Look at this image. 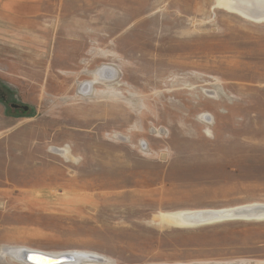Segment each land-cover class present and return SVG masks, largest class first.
<instances>
[{"label":"rangeland","instance_id":"374dc122","mask_svg":"<svg viewBox=\"0 0 264 264\" xmlns=\"http://www.w3.org/2000/svg\"><path fill=\"white\" fill-rule=\"evenodd\" d=\"M222 2L0 0V264H264V220L166 219L264 205V19Z\"/></svg>","mask_w":264,"mask_h":264},{"label":"bare ground","instance_id":"6f19581e","mask_svg":"<svg viewBox=\"0 0 264 264\" xmlns=\"http://www.w3.org/2000/svg\"><path fill=\"white\" fill-rule=\"evenodd\" d=\"M222 5L224 8H226L227 10L231 12L238 13L245 17L255 19L256 21L264 19V0H223ZM99 81H103V80L102 78L100 80V77L99 78L97 77L95 81L93 82V84L98 83ZM245 208L254 209L253 206H247ZM238 212L239 211H235V210L212 211V212H187L183 214L167 216L166 219L170 222L184 225L187 228L194 227V226H200V225L203 226V224L207 225V223L212 224L213 222L222 220L224 218H228L230 220L232 219V220H247V221L264 220V214H258V213H255L253 215V216H256L255 217L256 219L254 218L252 219L244 218L243 219V218H235V217L233 218V216L237 215ZM229 217H232V218H229ZM22 253L23 252H21L18 249L17 250L12 249V250L7 251V254H9L10 256L14 258L23 259V261H25L27 257V253L24 255H22ZM51 257L58 258L59 256L52 255ZM30 260L33 263H37V264H50L54 262L53 260H50L44 257H33V258H30Z\"/></svg>","mask_w":264,"mask_h":264},{"label":"water","instance_id":"95a60500","mask_svg":"<svg viewBox=\"0 0 264 264\" xmlns=\"http://www.w3.org/2000/svg\"><path fill=\"white\" fill-rule=\"evenodd\" d=\"M253 208L254 209H246L244 207V208L236 209L235 211H239V212L237 213V215H234L233 218L235 217V218H243V219L244 218H246V219H252V218L256 219L255 218L256 216H253L255 213L264 214V205L253 206ZM253 211H254V213H253ZM229 218H232V217H229ZM33 257H44V258L53 260L54 262H52L50 264H75L76 263L75 258H71V256H68V255L67 256L66 255L59 256L58 258H53V257H51V256H49L47 254L36 253V252L35 253L28 252L27 253V257L25 259V263L26 264H37V263H33L30 260V258H33Z\"/></svg>","mask_w":264,"mask_h":264}]
</instances>
